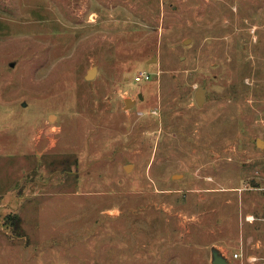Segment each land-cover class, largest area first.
I'll return each mask as SVG.
<instances>
[{"label":"rangeland","instance_id":"1","mask_svg":"<svg viewBox=\"0 0 264 264\" xmlns=\"http://www.w3.org/2000/svg\"><path fill=\"white\" fill-rule=\"evenodd\" d=\"M213 245L264 264V0H0V264Z\"/></svg>","mask_w":264,"mask_h":264},{"label":"water","instance_id":"2","mask_svg":"<svg viewBox=\"0 0 264 264\" xmlns=\"http://www.w3.org/2000/svg\"><path fill=\"white\" fill-rule=\"evenodd\" d=\"M187 39H185L183 41V43L186 42ZM10 65H13V62L10 63ZM96 71V67L92 66L91 68H89L86 71V74L84 75L85 79H91L93 77V75L95 74ZM208 90L205 87V82H203L202 84L198 85L195 90H194V100L197 106L201 107L204 102L207 99V95H208ZM138 98H141V95L138 94ZM125 106H129L133 101L130 99H125ZM22 104H24V102H22ZM256 144L259 146L261 144V140L260 139H256ZM125 170L128 169V165L124 166ZM251 185L254 186V182H251ZM209 261L211 264H228L229 260L227 258V256L225 254L222 253V251L216 247V246H211L210 247V252H209Z\"/></svg>","mask_w":264,"mask_h":264},{"label":"built area","instance_id":"3","mask_svg":"<svg viewBox=\"0 0 264 264\" xmlns=\"http://www.w3.org/2000/svg\"><path fill=\"white\" fill-rule=\"evenodd\" d=\"M149 78V75L146 71H139L135 76H134V81L138 82L141 80H147ZM237 255H234L236 257Z\"/></svg>","mask_w":264,"mask_h":264}]
</instances>
